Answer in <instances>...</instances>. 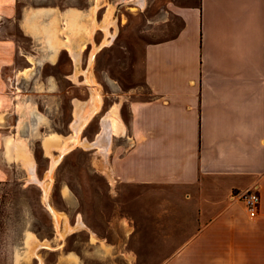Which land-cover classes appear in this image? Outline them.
I'll use <instances>...</instances> for the list:
<instances>
[{
	"label": "rangeland",
	"instance_id": "obj_1",
	"mask_svg": "<svg viewBox=\"0 0 264 264\" xmlns=\"http://www.w3.org/2000/svg\"><path fill=\"white\" fill-rule=\"evenodd\" d=\"M92 1L13 0L0 14V264H163L195 225L194 209L176 199L178 191L172 187L114 176L110 162L121 141L113 144L107 167L96 146L78 144L48 175L52 157L46 140L53 135L65 140L75 133V100L87 103L92 98L83 72H93L102 97L101 108L80 134L94 141L109 105L123 103L121 111L129 120L131 102L148 95L146 46L173 35L179 26L175 16L156 14L168 0L143 6ZM53 6L87 9L80 18L92 31L81 57L80 81L74 79L78 70L70 46H60L54 54L46 31L56 30L58 42L67 41L75 17L46 13ZM93 9L99 23L109 13L115 16L113 38L95 25ZM110 37V44L100 46L91 60L95 45ZM10 138L26 141L37 175L52 182L48 201L42 185L29 180L17 151L9 150ZM53 151L60 154L57 148ZM49 206L64 216L60 224ZM80 218L85 227L64 233L62 220L77 225ZM30 237L37 238L35 246Z\"/></svg>",
	"mask_w": 264,
	"mask_h": 264
},
{
	"label": "crops",
	"instance_id": "obj_2",
	"mask_svg": "<svg viewBox=\"0 0 264 264\" xmlns=\"http://www.w3.org/2000/svg\"><path fill=\"white\" fill-rule=\"evenodd\" d=\"M6 5L13 0H0V14ZM80 8L46 13L83 17ZM160 9L179 26L146 46L148 95L131 102L129 120L119 101L105 111L116 107L123 121L109 139L110 154L121 141L111 171L172 187L194 209V227L163 264H264V0H168ZM252 188L262 195L254 218L239 198Z\"/></svg>",
	"mask_w": 264,
	"mask_h": 264
},
{
	"label": "bare ground",
	"instance_id": "obj_3",
	"mask_svg": "<svg viewBox=\"0 0 264 264\" xmlns=\"http://www.w3.org/2000/svg\"><path fill=\"white\" fill-rule=\"evenodd\" d=\"M123 1L125 3L128 1L129 2L134 1V3L136 5H139V6H143L145 3V0H123ZM78 14L79 13L73 14L72 18L75 17V19L73 20V22H71V25L68 28L69 30L70 29L72 30V34H70L69 31L67 32V34H68L67 41L69 43L63 39L61 41L62 43L58 42L59 38L56 37V34H55L56 30H52V31L46 30V31L48 33V41H49L50 47L55 52L54 54H57L60 46H70V51H71V53H72V55L76 61V70H78V72H76V74L74 75V79L77 81H80L78 74H80L79 70H81V66H80L81 57H82L83 51L85 49L86 41L88 40V35H90V32L92 31V29H89V27L85 23H82L80 15H78ZM91 19L93 20L95 25L97 23V26L103 28L106 35L111 34L112 38L115 36L114 33L110 30L111 26L116 25L115 16L112 17L111 13H109L103 19V21H101V23H99L97 20V10L93 9V14H92ZM55 37H56L57 41L54 43L53 39ZM111 37H110V39L105 38L101 45H95L94 50L92 52L91 60L94 58V55H95L97 49L100 48V46H103V45L106 46V45L110 44L111 39H112ZM83 73L85 75V79H84L85 84H87L93 92L92 98L87 103H85L84 101H81L80 99L75 100V105H76L75 106V118H74L73 123H72V128L75 131V133L71 134L70 136H67L65 140H63L60 137H57V135H53V136L49 137L48 140H46L45 146L47 149V153L52 157V165H51L50 170L48 171V175L51 174L53 168L60 162L63 155L66 154L69 150H71L74 146H76L78 144L83 145L86 148L96 146L98 148V150L100 152H102V154H103L102 160L104 159V162H106L105 165L107 164L105 167H107L108 162H109L108 161V155H109V152H111L110 147H109V145H110L109 142L111 140H109V139L111 137V134H113V132H116L119 134V130L121 129V124L123 121H121L117 109L113 108L103 118L102 130L100 133H98V135L94 141L87 139L85 137L84 138L80 137L81 131L83 130L84 126H86L90 122L93 115H95V112L101 108V104H102V97L98 91V88H97L98 83L95 80L93 72L85 70ZM22 107L23 106H21V108ZM28 110L30 113H32L34 109H28ZM22 125H23V120L20 121V123H19V129L22 127ZM20 139L21 138H19V139L10 138L9 139V150L11 152H14V150L17 151L16 158L20 159L23 162V164L26 166V168L30 174L29 180L34 181V182H38L42 185L44 198L48 201L49 189L51 187L52 182H50V179H49V181L41 179L37 175V172H36V165L37 164H36L35 157L32 154V151L28 148V144L26 143V141L20 140ZM54 148L55 149L57 148L60 150L59 155H55L53 153ZM12 154L13 153H11V155ZM13 157H14V155H13ZM51 181H52V179H51ZM49 207L52 210L54 217L58 221L57 224H60V221H61L60 217H64V216L61 213H59L56 209H54L52 206H49ZM62 221L64 222V229H65L64 233H67L68 231H72L78 227H85L84 226L85 223L81 220V218L79 219L77 225H72L71 223H69V221L67 219H64ZM58 228H59V225H58ZM64 233H62V235H64ZM29 242L33 246H35V243L37 242V238L30 237Z\"/></svg>",
	"mask_w": 264,
	"mask_h": 264
},
{
	"label": "built area",
	"instance_id": "obj_4",
	"mask_svg": "<svg viewBox=\"0 0 264 264\" xmlns=\"http://www.w3.org/2000/svg\"><path fill=\"white\" fill-rule=\"evenodd\" d=\"M239 198L244 202L249 215L252 218L259 214L262 204V195L259 189H248L239 194Z\"/></svg>",
	"mask_w": 264,
	"mask_h": 264
},
{
	"label": "water",
	"instance_id": "obj_5",
	"mask_svg": "<svg viewBox=\"0 0 264 264\" xmlns=\"http://www.w3.org/2000/svg\"><path fill=\"white\" fill-rule=\"evenodd\" d=\"M123 3H125V2H123Z\"/></svg>",
	"mask_w": 264,
	"mask_h": 264
}]
</instances>
